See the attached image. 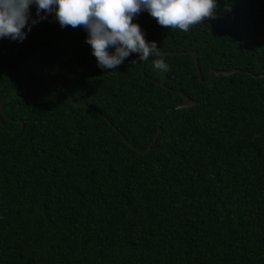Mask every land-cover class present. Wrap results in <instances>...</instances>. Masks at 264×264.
Instances as JSON below:
<instances>
[{
  "label": "trees",
  "instance_id": "obj_1",
  "mask_svg": "<svg viewBox=\"0 0 264 264\" xmlns=\"http://www.w3.org/2000/svg\"><path fill=\"white\" fill-rule=\"evenodd\" d=\"M216 4L187 32L142 7L165 55L113 69L57 6L0 37V264H264V0ZM189 51L204 80L240 72L202 83ZM160 122L145 155L119 134L143 151Z\"/></svg>",
  "mask_w": 264,
  "mask_h": 264
},
{
  "label": "clouds",
  "instance_id": "obj_2",
  "mask_svg": "<svg viewBox=\"0 0 264 264\" xmlns=\"http://www.w3.org/2000/svg\"><path fill=\"white\" fill-rule=\"evenodd\" d=\"M37 5V17L46 19L55 9L60 25L73 28L83 25L89 32L87 43L101 68L113 69L131 53H141L139 60L147 61L150 55H161L155 41L146 42L140 25L133 23V17L143 8L166 28L187 32L191 25L206 17L214 16L216 0H0V37H10L22 42L31 24L38 22L31 18L30 5ZM41 10L46 15L41 16ZM109 46H116L110 54ZM136 63V61H133ZM155 69L166 72L169 65L163 59L153 62Z\"/></svg>",
  "mask_w": 264,
  "mask_h": 264
},
{
  "label": "water",
  "instance_id": "obj_3",
  "mask_svg": "<svg viewBox=\"0 0 264 264\" xmlns=\"http://www.w3.org/2000/svg\"><path fill=\"white\" fill-rule=\"evenodd\" d=\"M161 55H165V53H162L160 52ZM171 54V53H170ZM194 55V63H195V67L197 69V73H198V76H199V79L201 80L202 83H210L214 77H217V76H225V77H230L232 75H235L237 73L240 72V70H231V71H212L211 72V75L210 77L207 79V80H204V78L202 77V73H201V70H200V67H199V61H198V54L197 52H194V51H189V52H177V53H173V55H176V56H185V55ZM154 55V54H153ZM156 56V55H155ZM145 63V61H144ZM143 63V69L145 68V64ZM144 76L147 78V76L144 74ZM256 78H264V75H260V76H255ZM151 81L153 83H156V84H159L161 86H164L158 82H156L155 80L151 79ZM57 87V85L53 86L52 89L49 91V93L45 96V97H48L54 90L55 88ZM64 88L66 89V87L64 86ZM179 95H181L183 98H184V102L182 105L178 106L176 109H179V110H183V109H189V108H192L194 106L197 105V102L192 100L189 96H187L185 93H183L182 91H178L177 92ZM68 96L69 98L73 101V103L78 106V107H87L89 108L90 110L92 111H95L94 108L90 107V106H84V105H80L78 103H76L71 95L68 93ZM15 97H19V95H16V96H12V97H9V98H6L4 101H8L10 99H13ZM170 111V110H169ZM97 112V111H96ZM102 118H104L110 125L113 126L112 122L105 116L103 115L102 113H99L97 112ZM161 124L162 122H160L159 124V128H158V131L155 135V137L153 138V141L152 143L149 145V147L146 149V150H139L137 149L136 147H134L130 142L129 140L121 133L119 132L117 129V131L119 132L120 136L123 138V140L135 151H137L138 153L142 154V155H145V154H148L149 152H151L153 146L155 145V143L157 142L159 136L161 135L162 133V128H161Z\"/></svg>",
  "mask_w": 264,
  "mask_h": 264
}]
</instances>
